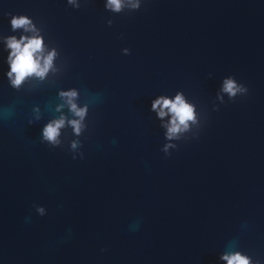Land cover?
<instances>
[{
	"label": "water",
	"instance_id": "95a60500",
	"mask_svg": "<svg viewBox=\"0 0 264 264\" xmlns=\"http://www.w3.org/2000/svg\"><path fill=\"white\" fill-rule=\"evenodd\" d=\"M105 4L0 0V264H264V0ZM12 13L57 53L19 88ZM228 76L247 91H222ZM177 91L195 120L169 138L151 101ZM61 114L54 144L41 128Z\"/></svg>",
	"mask_w": 264,
	"mask_h": 264
},
{
	"label": "clouds",
	"instance_id": "9594fccd",
	"mask_svg": "<svg viewBox=\"0 0 264 264\" xmlns=\"http://www.w3.org/2000/svg\"><path fill=\"white\" fill-rule=\"evenodd\" d=\"M75 0H68L74 3ZM123 0H106L105 7L119 11L122 8ZM133 7H138V3H133ZM9 24L12 29L23 28L24 32L17 37L7 35L2 37L7 54L4 57L7 68L4 76L13 88L20 85L29 77L35 76L43 79L49 70L54 69V58L57 55L56 49L46 50L43 36L40 30L34 25L32 19L24 13H12L9 15ZM124 51H128L124 49ZM222 91H226L229 96H234L237 92L247 91L244 85L238 84L231 76L225 77L222 83ZM59 95L64 98L70 110L76 118L67 122L72 125L73 131L80 133L82 121L86 115L87 106H77L74 97L78 95L75 89L60 90ZM63 105H57L59 109ZM151 108L156 111L158 117H164L170 113L169 121L166 123V136L171 138L180 131L189 127L188 122L195 120L194 106L186 100L182 92L177 91L174 96H157L151 101ZM65 124L63 114L59 118H54L43 125L41 136L52 143L58 142L59 131ZM76 142L73 141V147ZM167 147V146H165ZM226 264H252L250 258L240 251H233L221 254Z\"/></svg>",
	"mask_w": 264,
	"mask_h": 264
}]
</instances>
